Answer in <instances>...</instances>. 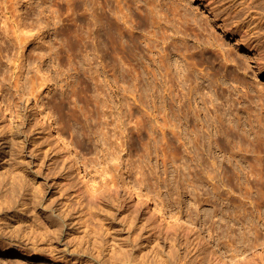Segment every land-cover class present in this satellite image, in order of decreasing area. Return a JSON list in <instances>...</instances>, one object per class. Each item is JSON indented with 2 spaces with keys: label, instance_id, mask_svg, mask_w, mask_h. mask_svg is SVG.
<instances>
[{
  "label": "rangeland",
  "instance_id": "rangeland-1",
  "mask_svg": "<svg viewBox=\"0 0 264 264\" xmlns=\"http://www.w3.org/2000/svg\"><path fill=\"white\" fill-rule=\"evenodd\" d=\"M90 2L105 5L98 11L115 17L119 36L110 38L106 26L101 36L97 32L68 40L56 34L61 24L44 26L35 17L39 23L32 21L31 4H41L42 10L43 0H0V88L10 114L0 115V248L33 251L54 264H130L129 255L134 257L131 264H202L184 259V250L174 253L179 224L169 231L168 222L142 220L141 210L129 209L128 196L119 191L120 200L113 198L115 190L107 178L113 174L120 182L125 174L148 192L152 205L160 201L170 213L189 212L206 233L220 236L227 246L232 238L240 236L238 242L248 237L250 202L254 197L263 200L256 196L264 193L257 188L264 186V173L255 174L260 169L255 164V173L251 170L252 163L264 165V74L259 72L264 67V0ZM111 10H118L117 16ZM21 18L29 34L25 31L19 42ZM32 22L43 29H33ZM25 94L42 99L44 110L73 145L91 178L84 193H99L98 206L91 207L81 196L60 145L37 124ZM169 116H174L178 133L165 127ZM198 129L214 143L202 145L205 152L197 147L190 151L174 137ZM256 175L262 178L261 186ZM93 181L101 190L90 185ZM247 185H255L253 192ZM250 194L256 196L250 199ZM131 212L134 222L126 221ZM131 225L134 236L143 234L134 249L124 244L132 235ZM159 230L163 233L152 238ZM230 232L234 237L228 238ZM255 250L253 255L245 253L246 261L255 257L256 264H264V243ZM0 264L50 263L0 255Z\"/></svg>",
  "mask_w": 264,
  "mask_h": 264
},
{
  "label": "bare ground",
  "instance_id": "bare-ground-1",
  "mask_svg": "<svg viewBox=\"0 0 264 264\" xmlns=\"http://www.w3.org/2000/svg\"><path fill=\"white\" fill-rule=\"evenodd\" d=\"M44 1V4H46V6H44V7H46V8H42V10H41V8L40 7H42L41 6V4H40V6H37V7H34L32 4H31V9H30V11H28V14L30 15H32L31 16V19H32V21L34 20L32 17H35V18H38L39 19V21H40V23L42 24V25H44V23L46 22V24L47 23H53V21L54 22H57V23H59V24H61V26L60 25H58V24H55V25H57L58 27H61V28H59V31H57V29H56V31H57V33H56V31H55V33L57 34V35H61V36H63L64 38H66V39H72L73 37H75L76 39H77V37L76 36H78V39H82V38H80L81 36L84 38V39H86L85 37H86V35L89 37L92 33H97L98 32V36H101L100 34V32H101V30H102V27L103 28H105L106 26H108V29H109V31H108V35L110 36V38H115L116 36H119V31H118V27H116L117 25H116V22L113 20V18H115V17H110L109 15H107L103 10H101V11H98V9L101 7V6H105V5H100V7H98V6H96L95 5V3H91L90 1L91 0H43ZM20 3H18V5H19ZM38 5H39V3H37ZM17 10H19L20 11V9H19V7H18V9ZM175 10H177V11H179L180 12V10H179V7H176L175 8ZM111 11H114V15L116 14V16H117V14H118V10H111ZM89 12H91V16H88V14H89ZM187 13V12H186ZM186 13H184V14H186ZM43 15V16H42ZM25 17V16H24ZM30 17V16H29ZM42 17H43V19H42ZM89 18H91V21L92 22H90V20H89ZM22 19L23 18H21L20 19V24L17 26V29H16V36H17V38L19 39L18 41L20 42V41H24V36H25V34H24V32L26 31L24 28H22ZM25 19V18H24ZM24 19H23V21H24ZM37 19H35L34 21L35 22H38L39 23V21H36ZM116 20H117V17H116ZM42 21V22H41ZM35 22H32V23H34V24H36ZM32 23H31V25H32ZM52 23H51V25H52ZM45 24V25H46ZM54 24V23H53ZM24 25V24H23ZM44 25V26H45ZM49 25V27H50V24H48ZM34 28L33 29H35V27L36 28H38L39 27V24H38V26H37V24L36 25H32ZM41 26V25H40ZM89 27V28H87V27ZM43 27V26H42ZM41 27V28H42ZM47 27V26H46ZM87 28V29H85V28ZM95 27H98L96 30H95ZM24 29V30H23ZM39 29V28H38ZM43 29V28H42ZM42 29H39L38 30V32L39 31H41ZM15 31V30H14ZM27 32V31H26ZM28 34H29V32H27ZM34 34V33H33ZM45 34V33H44ZM117 34V35H116ZM172 34V33H171ZM32 35V34H31ZM43 35V34H42ZM173 35V34H172ZM80 36V37H79ZM26 37H27V35H26ZM23 38V39H22ZM74 39V38H73ZM259 72H260V74H264V67H259ZM25 96V101H27L29 104H30V106H31V113H33V115H34V117L37 119V124H39V126H41L43 129H45L46 131H47V134L48 135H51L52 137H53V139H55V141L60 145V147H61V149H62V151H63V153H64V158H65V160L69 163H67L68 164V166L66 167V169H67V173L75 180H78V182H79V184H80V187H79V190L81 191L80 193H81V196L82 197H84L87 201L86 202H88V204L91 206V207H95V206H98V201L97 200H99L100 198H99V196H100V194L99 193H94V192H87L86 194L84 193V189L86 188L85 187V182H88V183H90V179L91 178H89V172H88V170H87V168L84 166V164L83 163H81L80 161H79V159H78V157H77V154H76V150L74 149V147H73V145L69 142V140H67L64 136H63V134L60 132V130L57 128V126L55 125V123H54V121H53V119L51 118V116L44 110V108H43V104H42V99H40V98H38V97H30L29 95H27V94H25L24 95ZM172 108H173V106H172ZM171 110V108L169 109V111ZM172 111V110H171ZM170 111V112H171ZM173 114V113H172ZM180 114V113H179ZM0 115H10L9 114V110H8V107L5 105V103H4V98H3V95H2V93H1V88H0ZM170 115H171V113H170ZM172 117H174V116H172ZM171 116H169L168 118H166V120L168 121H166L167 122V125H166V123H165V127L169 130V131H172V132H174L175 131V129L173 128L174 126V124L176 123V122H174V120H173V118H172ZM0 118H1V116H0ZM180 118V117H179ZM186 119H187V117H185ZM175 119H178V118H175ZM180 119H182V118H180ZM184 119V118H183ZM178 121H180V120H178ZM183 121V120H182ZM184 122V121H183ZM182 122V123H183ZM187 122H188V120H187ZM181 123V125H183ZM186 124V123H185ZM189 124V123H188ZM179 125V122H178V124H177V126ZM176 126V127H177ZM186 127H187V125H185ZM193 126V125H192ZM164 127V128H165ZM173 128V129H172ZM178 128H180V126H178ZM182 128V127H181ZM180 128V129H181ZM189 127H187L186 129H188ZM192 128V127H191ZM190 128V129H191ZM193 128H194V130H195V127L193 126ZM197 129V128H196ZM2 130V129H1ZM0 130V131H1ZM177 130V129H176ZM184 130V129H183ZM3 131H4V128H3ZM2 131V132H3ZM164 131H165V129H164ZM169 131L167 132L168 134H169ZM189 130H187V132H188ZM201 131V130H200ZM200 131H199V129L197 130V131H195V133H189V134H191L190 135V138H188L187 136H189V134L187 135V136H182V135H184L183 133L181 134V133H179L180 135L178 136V134H175L174 133V137L176 138V135H177V137L181 140V142H183V143H181L182 144V146H185V147H187V149L188 150H190V148L191 149H194L193 147H197V148H202L203 146H206V144L207 143H209L210 145H211V143H212V139H210V142H207V140L208 139H206V137H204L201 133H200ZM175 132H177V131H175ZM178 132H179V130H178ZM177 132V133H178ZM182 132V131H181ZM184 132H186V131H184ZM164 133H166V132H164ZM167 133L165 134L166 136H167ZM171 133V132H170ZM172 134V133H171ZM187 134V133H186ZM185 134V135H186ZM173 135V134H172ZM172 135L170 136L171 138H173L172 137ZM206 135V134H205ZM165 136V137H166ZM3 137V136H2ZM169 136H168V140L169 141H167V143H169V145H170V147H173L174 146V142L172 141V139L170 138ZM208 137H210V136H208ZM171 140H170V139ZM188 138V139H187ZM211 138H213L212 137V135H211ZM183 139V140H182ZM177 141H179L178 139H176ZM213 140H214V138H213ZM4 141H6V140H4ZM209 141V140H208ZM217 141V140H216ZM207 142V143H206ZM214 142V141H213ZM6 143V142H5ZM178 143H180V142H178ZM206 143V144H205ZM175 144H177V142L175 141ZM181 144H180V146H181ZM189 144V146H187ZM214 144V143H213ZM213 144L211 145V146H213ZM215 144H216V142H215ZM203 145V146H202ZM208 145V144H207ZM2 146H3V144H2ZM1 147V146H0ZM4 147V146H3ZM176 147V146H175ZM179 149H181V147H178ZM177 148V149H178ZM184 148V147H183ZM196 148V149H197ZM209 148V147H208ZM174 149V148H173ZM1 150V149H0ZM200 151H204L203 150V148L202 149H199ZM207 150V149H206ZM212 150V149H211ZM234 150V149H233ZM186 152H187V150H185ZM190 151H194V150H190ZM5 152H7V151H5ZM5 152H2V154L3 153H5ZM205 152V151H204ZM213 152V151H212ZM235 152V151H234ZM189 153V152H188ZM191 153V152H190ZM193 153H195V152H192V154ZM1 154V153H0ZM197 154V153H196ZM199 154V153H198ZM7 156V154H3V157L4 156ZM194 155V154H193ZM195 157H196V155H195ZM194 157V158H195ZM199 157V156H198ZM203 157V156H202ZM259 158V157H258ZM196 159V158H195ZM200 159H202V158H200ZM206 159H208V158H206ZM242 159V158H241ZM244 159V158H243ZM259 159H261V158H259ZM259 159H257V161H259ZM196 161H199L198 159H196ZM204 161H205V159H204ZM215 161V160H214ZM240 161H242V160H240ZM261 161L262 160H260V163H261ZM195 162V161H194ZM203 162V161H202ZM211 162V161H210ZM213 162V161H212ZM212 162H211V164L210 165H213L212 164ZM217 161H215V163H216ZM222 162V161H221ZM220 162V163H221ZM238 162H239V160H238ZM198 163V162H197ZM214 163V162H213ZM241 163V162H240ZM257 162H255V163H252L253 165H252V168H251V170L254 172L255 170H254V164H255V167H256V165H257V168L259 167L260 169L258 170L259 172L258 173H255V174H261V175H263V173H264V169H261V167H264V165L263 166H261L262 165V163L260 164L259 162V164H260V166H258V164H256ZM217 164V163H216ZM222 164V163H221ZM215 165V164H214ZM213 165V166H214ZM224 165V164H223ZM239 165V164H238ZM248 165H249V163H248ZM247 165V166H248ZM218 167H219V165H217ZM217 166H215V168L217 167ZM225 166V165H224ZM223 166V167H224ZM241 166H242V164H241ZM249 166H251V165H249ZM112 167V170H113V166H111ZM111 167L109 166V168L111 169ZM221 167H222V165H221ZM226 167V166H225ZM214 168V167H213ZM220 168V167H219ZM241 168V167H240ZM250 168V167H249ZM107 169V168H106ZM110 169H107V170H105V171H107V172H112V170H110ZM115 169V168H114ZM217 169V168H216ZM225 169V168H224ZM108 170H110V171H108ZM242 170H244V168L242 169ZM247 170V169H246ZM249 170V169H248ZM251 170H249V171H246L247 172V174H248V172H250ZM257 170V169H256ZM229 171V170H228ZM245 171V170H244ZM106 172V173H107ZM246 172H244V173H246ZM252 172V173H253ZM206 173H208V172H206ZM210 173V172H209ZM225 173V172H224ZM240 172H238L237 174H239ZM108 174V173H107ZM109 174H112V173H109ZM115 174V173H114ZM228 174H229V172H228ZM246 174V175H247ZM255 174H254V176H255ZM209 175V174H208ZM210 175L212 176V174L210 173ZM224 175H227V173H225ZM249 175V174H248ZM253 174H251V176H252ZM258 175H256L257 177H258V182L257 181H254L253 180V182H257V183H260V186H261V180H262V178H261V176H258ZM113 176V177H112ZM112 176H111V178H107V182H109V184H111V190L113 191V190H115V191H113V192H115V196L116 197H113L114 199L115 198H117V199H119V195H120V193L122 192V194H124L126 197H127V199H129L128 201H129V205H130V207H129V209H135V210H137V211H139V210H141V212H142V215H144V217H143V219L142 220H146V218H147V220L146 221H148V219H153V220H156L158 223H162V225H163V223H169V224H171V225H169V227H168V230L170 231V229L171 230H174V225L176 226L177 224H179L180 226H181V234H183V237L181 236V234H179L178 235V231H176V235L174 234V232H173V238H175L176 240H175V242H177V245H175L176 247H175V249H174V253L175 254H179L180 255V252L182 251V250H184V254H185V258L184 259H191V261H192V263H193V261H194V263H199V261H202V264H225V263H227V261H231V263H232V261H236L238 264H256V260L253 258L251 261H249V260H247L246 261V259H247V256H246V254L245 253H250L251 255H253V253H255V249H257V248H259V246L260 245H263V243H264V241H263V239H264V233H262V230L264 229L263 228V219H264V193L262 194V195H259L258 196V194H257V196L256 195H254V196H256V197H261L263 200H259V199H255V197H254V200H252L251 202H250V200L249 201H247L248 202V204H249V202H250V205H252V210L250 209V211L253 213H251L252 214V216H248V217H251V223H249L248 222V226H249V224L250 225H252L251 227H250V231H249V229L247 230L249 233H247L248 234V237H247V235H245L244 236V238H242V239H244V240H241V241H238L237 242V240H239V237H238V239H236V241H235V239H233L232 238V243H231V245L228 243V246H227V242L225 241V242H223V241H221V239L219 238H216V237H214V235H211V233H206L205 231H204V229H203V227L200 225V224H198L197 222H196V220H195V218H193V216H191L190 214H189V212H187V213H185V212H178V213H170V212H168V211H166L161 205H159V202H157L156 201V203L154 202V205H152L151 204V202H150V200H149V194H147L148 192H145L144 190H142V189H140L139 187H137L135 184H133V182L132 181H130L131 179H129L125 174H123L122 175V180H120V182H115V176L112 174ZM228 176V175H227ZM254 176H252V177H254ZM66 177V176H65ZM105 177V176H104ZM107 177H109V176H107ZM216 177V176H215ZM214 177V178H215ZM262 177H264V176H262ZM106 178V177H105ZM211 178H213V176L211 177ZM249 178H250V176H249ZM248 178V179H249ZM259 178L261 179V180H259ZM253 179V178H252ZM254 179H256V178H254ZM226 180V179H225ZM224 180V181H225ZM7 182H8V180H6ZM247 181H250V180H247ZM264 180H262V182H263ZM6 182V183H7ZM227 182V181H226ZM68 183V182H67ZM201 183H203V181L201 182ZM225 183V182H224ZM245 183H247V182H245ZM264 183V182H263ZM70 184V183H69ZM214 185H215V183H213ZM217 184V183H216ZM219 184V183H218ZM248 184H250V183H248ZM254 184V183H253ZM92 187H94V186H97V183L95 182V181H93L91 184H90ZM199 185L200 184H198V186L197 187H199ZM213 185V186H214ZM227 185H228V182H227ZM231 185V184H230ZM246 185V184H245ZM251 185V184H250ZM256 185H259V184H256ZM90 186V187H91ZM204 186V185H203ZM220 186V185H219ZM243 186V185H242ZM248 186V185H247ZM253 187H249V188H247L246 190L247 191H249V192H253V190L255 189V185H252ZM200 187H201V185H200ZM198 188V190L199 189H202V188ZM262 188H260L259 186H257V188H258V190L260 189V190H262V189H264V186H261ZM113 188H116L117 189V191H116V189H113ZM216 188V187H215ZM243 188H244V186H243ZM254 188V189H253ZM66 189H68L67 187H66ZM96 189H98V190H101V188L99 187V186H97L96 187ZM234 188H232L231 190H233ZM253 189V190H252ZM65 190V187H64V189H63V191ZM229 191V192H231L232 193V191ZM236 190V189H235ZM245 190V189H244ZM250 190H252V191H250ZM66 191V190H65ZM90 191V190H89ZM119 191H121V192H119ZM214 191H216V190H214ZM218 191V190H217ZM241 191H242V188H241ZM256 191V190H255ZM262 191H264V190H262ZM8 192H10V191H8ZM38 192L40 193V191L38 190ZM117 192H119V193H117ZM219 192V191H218ZM218 192H217V194H218ZM225 192V191H224ZM234 192V191H233ZM244 192V191H243ZM257 192V191H256ZM160 193V192H159ZM158 193V194H159ZM222 193V192H221ZM242 193V192H241ZM241 193H239V194H241ZM244 193H246V191L244 192ZM248 193V192H247ZM258 193V192H257ZM198 194H200L201 195V190L199 191V193ZM197 194V195H198ZM220 194V193H219ZM243 194V193H242ZM40 195H41V193L39 194V198H40ZM243 195H245V194H243ZM243 195H241V197L243 196ZM248 195V194H247ZM253 195H252V197H253ZM221 196V195H220ZM246 196V195H245ZM250 197V199H253L252 197H251V194L249 195ZM122 197V196H121ZM213 197V196H212ZM215 197V196H214ZM213 197V198H214ZM218 197V196H217ZM132 200H131V199ZM197 198V197H196ZM249 198H247V199H249ZM102 199H104V198H102ZM136 199H137V201H136ZM199 199V198H198ZM200 199H201V196H200ZM218 199V198H217ZM243 199H244V196H243ZM245 199H246V197H245ZM246 199V200H247ZM120 200V199H119ZM124 200V199H123ZM245 200V201H246ZM104 202V201H103ZM107 202V201H106ZM163 201H161V203H162ZM176 202H178L177 200H176ZM175 202V203H176ZM208 202V201H207ZM209 202H211V200L209 201ZM216 202H217V200H216ZM246 202V203H247ZM170 203H171V201H170ZM173 203V202H172ZM201 204V203H200ZM200 204H199V206H200ZM245 204V203H244ZM248 204H247V206H248ZM176 205V204H175ZM240 206H244L245 207V205H240ZM247 206L245 207V208H247ZM174 207V206H173ZM243 207V208H244ZM177 208V207H176ZM216 208V207H215ZM250 208H251V206H250ZM213 209V208H212ZM218 209V208H217ZM240 209H242L241 207H240ZM249 209V208H248ZM248 209H247V211H248ZM234 210V209H233ZM243 210V209H242ZM242 210H241V212H242ZM235 211V210H234ZM244 211V210H243ZM246 211V209H245V213L247 212ZM174 212H176V211H174ZM191 212V211H190ZM213 212V211H212ZM215 212V211H214ZM213 212V213H214ZM132 213V212H131ZM192 213V212H191ZM235 213H239L240 214V212H239V210L237 209V212H235ZM234 213V214H235ZM231 214H232V212L230 213V216H231ZM242 214L245 216V214H244V212H242ZM250 214V213H249ZM132 215H133V213L132 214H129V216H128V219L126 220V221H128L129 219L130 220H132V222H134V220H135V218L136 217H132ZM214 215H216L217 216V214L215 213ZM237 215V214H236ZM246 215H247V213H246ZM71 216H73L72 214H71ZM233 216V215H232ZM231 216V218H233ZM241 216V215H240ZM234 217H236V216H234ZM247 217V218H248ZM70 218H73V217H70ZM221 218H222V216H221ZM240 218V217H239ZM242 218H243V216H242ZM240 219L241 221L243 220V219ZM245 219V218H244ZM250 219V218H249ZM249 219H247V220H249ZM239 220V219H238ZM246 220V219H245ZM247 220H246V222H247ZM259 220V221H258ZM72 221V220H71ZM111 221H112V224H115V218H113V219H111ZM232 221V220H231ZM230 221V222H231ZM236 221H237V219L236 220H234V222L233 223H236ZM241 221H238V222H240L241 223ZM261 221V222H260ZM214 222V221H213ZM218 222V221H217ZM229 222V221H228ZM246 222H245V225H247L246 224ZM263 222V223H262ZM243 223H244V220H243ZM126 225H129L128 223H125ZM213 224H215V223H213ZM217 224L218 223H216V225L215 226H217ZM242 224V223H241ZM244 225V226H245ZM218 226H219V224H218ZM221 226V225H220ZM232 226V225H231ZM248 226H247V228H248ZM222 227L223 226H221V228H219V229H222ZM166 228H167V226H166ZM232 228V227H231ZM240 228V227H239ZM108 228H106V230H107ZM129 230H131L130 231V233L132 234L131 236H129L127 239H126V241H124L125 243V245H127L128 247H132V249H134V248H136V246L139 244H141V240L143 239V234L141 233H139V236H134L135 235V233H136V229H135V227L133 226L132 227V225H131V227L130 228H128ZM152 229H153V226H152ZM226 229V228H225ZM217 230V229H216ZM230 230H232V229H230ZM234 230V229H233ZM241 230V233L243 232L242 231V229L240 228L239 229V231ZM244 230V229H243ZM168 231V232H169ZM238 231V232H239ZM246 230H244V232H245ZM246 231V232H247ZM105 232V231H104ZM222 232H224V231H222ZM227 232H229V228H228V231ZM226 232V233H227ZM233 232V231H232ZM237 232V231H236ZM243 232V233H244ZM245 232V233H246ZM160 233H163V232H161V230H159V231H155V232H153V233H151V237L152 238H154L155 236L157 237L158 235L157 234H160ZM170 233V235H172L171 234V232H169ZM214 233H215V231H214ZM226 233H225V235H226ZM229 234V233H228ZM228 234H227V236H228ZM234 234V233H233ZM230 236L228 237V238H231V236H233L232 234H231V232H230V234H229ZM240 235V234H239ZM226 236V237H227ZM238 235H236V237H237ZM242 236V235H241ZM151 237H150V235L147 237V239H151ZM160 237V236H159ZM158 237V238H159ZM234 237V236H233ZM227 238V239H228ZM246 238H247V240H246ZM186 240V241H185ZM229 240V239H228ZM227 240V241H228ZM247 243H249V244H247ZM234 244H235V246H234ZM240 244H242V245H240ZM245 245L247 246V247H245ZM232 246V247H231ZM261 247H263V246H261ZM236 248V249H235ZM132 251V250H131ZM128 254H130V253H128ZM127 254V255H128ZM203 254H204V256H203ZM0 255H3V256H17V257H20V258H25V259H36V258H39V259H42L43 261H45V262H48V263H50V264H54V262L53 261H51V260H49L46 256H39V255H37V254H35L33 251H31V252H19V251H17V249H11V248H0ZM191 255V256H190ZM260 256V255H259ZM129 261L128 262H130V264H131V262L133 263L134 262V257H133V259L130 257V255H129ZM188 259V260H189ZM249 259H251V256H250V258ZM235 262V263H236ZM117 263V262H116ZM115 263V264H116ZM119 264H121V263H119ZM199 264H201V262L199 263Z\"/></svg>",
  "mask_w": 264,
  "mask_h": 264
}]
</instances>
